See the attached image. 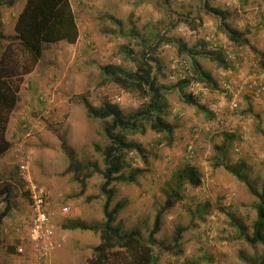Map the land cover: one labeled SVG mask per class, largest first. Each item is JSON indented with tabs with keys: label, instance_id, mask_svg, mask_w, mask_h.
Wrapping results in <instances>:
<instances>
[{
	"label": "rangeland",
	"instance_id": "obj_1",
	"mask_svg": "<svg viewBox=\"0 0 264 264\" xmlns=\"http://www.w3.org/2000/svg\"><path fill=\"white\" fill-rule=\"evenodd\" d=\"M71 2L80 32L77 43L60 53L58 49L55 51L58 43L45 49L42 62L49 60L52 65L47 76L48 91L35 92L24 81L13 120L7 126L6 138L11 149L5 160L0 161V184L11 186L12 193L11 212L1 225L0 264L28 262L16 250L19 246H29L24 226L30 216V202L19 173L24 160L30 161L33 178L48 193V210L56 228L50 258L55 257L54 264H89L93 248L100 243V234L69 231L63 226L105 221V198L100 190L104 179L100 173H92L82 194L81 184L73 173L64 172L71 159L105 169L100 150L111 144L104 132L105 124L111 119H90L80 97L86 95L96 107L110 102L125 116L136 113L147 100L111 81L104 82V73L99 67L114 65L135 70L124 49L139 54L155 46L162 37L180 39L200 53H219L228 69L208 56H200L198 61L217 82L218 89L197 83L181 89L178 84L192 76V60L180 55L172 45H159L156 56L160 65L155 74L165 90L167 102L162 118L174 127V139L169 144L165 135L150 127L145 134H126L127 141L142 147L143 155L123 151L119 159L121 172L130 174L138 169L142 172L134 183L112 184L115 197L111 207L118 202L126 204L115 224L123 231L137 230L147 239L158 210L171 189L180 183L178 175L192 169L201 184L184 182L181 199L166 212L161 231L156 235L160 242L156 264H249L250 259L260 262L264 245L252 246L238 238L231 219L219 210L220 207L229 209L252 235L257 218L253 205L257 198L223 165L217 166L216 158L217 148L227 145L232 136L224 165L238 167L244 162L248 178L261 189L264 183V68L260 67L252 48L264 53V0H209L211 7L228 13L227 22L244 34L249 41L247 45L228 40L219 28V19L206 13L205 0ZM9 17L12 20V12ZM4 31L8 29L0 25V34ZM9 45V40L0 38V52ZM56 53L59 57L55 61ZM184 94L195 97L215 117L211 119L183 102ZM189 146L195 151L193 158L188 156ZM208 203L211 211L200 215L198 208ZM7 205L4 197L0 198V209ZM179 227L185 228L180 256L173 249Z\"/></svg>",
	"mask_w": 264,
	"mask_h": 264
},
{
	"label": "trees",
	"instance_id": "obj_2",
	"mask_svg": "<svg viewBox=\"0 0 264 264\" xmlns=\"http://www.w3.org/2000/svg\"><path fill=\"white\" fill-rule=\"evenodd\" d=\"M14 1L0 0V10L11 6ZM204 9L207 14L219 19V28L230 42L236 45L249 44L244 34L234 29L227 22V12L211 7L209 0H205ZM15 31L16 34L11 36L0 34V38L10 41V45L0 52V158L11 149V143L6 138L7 126L19 102L20 88L26 76L35 70L48 46L60 42L74 45L80 35L71 0H28L17 19ZM161 43L176 47L180 55H187L192 60V76L178 84L181 89L192 83L207 84L214 89H218L217 82L198 61L200 56H208L225 69H228V64L221 54L216 52L200 53L195 48H189L182 40L168 37H162L155 46L145 48L139 54L125 48L126 58L134 63L135 70L127 71L114 65L99 67L104 73V82L111 81L128 93H137L147 102H144L133 115L125 116L116 105L110 102H105L103 107H96L91 104L86 95L80 97L90 119L102 121L111 119V122L106 123L104 126V132L111 144L104 150L98 148L104 157L105 169L100 170L96 165L81 164L71 159L64 172V174L73 173L74 179L81 184L82 194H85L86 180L91 177L92 173H100L104 179L100 190L105 198L103 206L105 221L102 224L77 222L63 226L65 230L69 231L82 230L100 234V243L93 248V257L89 264H156L157 251L160 247L156 235L161 231L166 212L181 199L184 182H189L194 186L201 184L192 169L178 175L180 183L171 189L165 203L158 210L147 239H144L137 230L123 231L115 224L117 215L125 208L126 204L118 202L113 208L111 207L115 197V191L111 187L112 184L134 183L137 176L142 172L139 169L130 174L121 172L119 159L123 151H136L143 155L142 147L136 142L127 141L126 134H145L147 127H150L153 131L165 135L169 144L173 143L174 127L162 118L167 109L166 93L158 84L155 74V69L159 68L160 65L156 53ZM252 50L259 61L260 67L264 68V53L255 48H252ZM182 100L186 104L193 105L197 112H201L209 118L211 117V119L215 117L211 111L207 110L205 105L198 102L192 95L184 94ZM229 138L227 145L217 148L216 165H223L240 182L246 184L250 193L257 198V202L253 205L257 218L253 224L252 235L246 232L245 226L231 215L229 209L220 207L219 210L231 219L237 230L238 238L245 239L252 246L264 245V183L261 189L255 186L247 176V166L244 162L238 167L228 163L224 165L223 160L226 157L232 136H229ZM236 150L239 152V149ZM193 154L195 155V151H193ZM11 193V186L0 184V198L4 197V200L8 203L6 208L0 209V252L2 249L1 225L11 212ZM210 211L211 206L209 203L202 208H198V213L202 216ZM184 232L185 228L179 227L174 237L175 245L173 249H177L178 256L183 254L181 239ZM247 261L249 264H264V255L260 258V262L252 259Z\"/></svg>",
	"mask_w": 264,
	"mask_h": 264
},
{
	"label": "built area",
	"instance_id": "obj_3",
	"mask_svg": "<svg viewBox=\"0 0 264 264\" xmlns=\"http://www.w3.org/2000/svg\"><path fill=\"white\" fill-rule=\"evenodd\" d=\"M193 151V147L189 146V158L194 157ZM19 173L26 184L30 202V216L24 226L28 232L29 246H19L16 250L31 264H49L51 252L55 247L56 228L48 210V193L33 178L29 160L22 161Z\"/></svg>",
	"mask_w": 264,
	"mask_h": 264
},
{
	"label": "crops",
	"instance_id": "obj_4",
	"mask_svg": "<svg viewBox=\"0 0 264 264\" xmlns=\"http://www.w3.org/2000/svg\"><path fill=\"white\" fill-rule=\"evenodd\" d=\"M26 2H25V0H18V1L15 0L11 6H7L4 9L0 10V25H2L3 28L8 29V32L4 31L5 36H11V35L16 34V31H15L16 23H14V22H15L16 17L19 14L18 13L19 9H21L20 12H22L23 9L25 8L24 6H26ZM71 4H72V2H71ZM11 12H12V16H13L12 20H10V17H9V16H11ZM69 46H73V45H70L67 42H60V43H58V46H55L56 49L55 48L54 49L56 52L59 50L58 53H60L61 50H65ZM57 56H58L57 53H56V55L55 54L53 55V59L55 61H56ZM50 64L51 63L49 60H44L42 62V59H41L39 64L35 68V70L31 74L26 76L25 82L29 83L28 86L29 87L32 86L34 88L35 92H47L48 91L49 84L47 82V76L49 73H51L50 69H52V65H50ZM52 86L53 85H51V87ZM13 113H15V112H13ZM11 120H13V114L11 116ZM6 155H7V153L0 158V161H2L3 159L5 160ZM5 233L8 234V229H5ZM54 259H55V257L51 256L49 263L54 264ZM27 264H31V262L28 261Z\"/></svg>",
	"mask_w": 264,
	"mask_h": 264
}]
</instances>
